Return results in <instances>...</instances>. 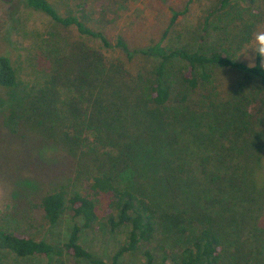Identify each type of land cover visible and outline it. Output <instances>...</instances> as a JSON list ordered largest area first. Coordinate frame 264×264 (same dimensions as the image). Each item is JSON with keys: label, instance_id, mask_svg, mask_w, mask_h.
Wrapping results in <instances>:
<instances>
[{"label": "trees", "instance_id": "trees-1", "mask_svg": "<svg viewBox=\"0 0 264 264\" xmlns=\"http://www.w3.org/2000/svg\"><path fill=\"white\" fill-rule=\"evenodd\" d=\"M22 1L26 8L50 18L55 26L72 30L78 53L66 54L58 45L61 37L48 34L45 55L37 65L40 68L36 70L37 63L28 62L37 76L26 85L10 58L0 56V88L4 90L0 96V131L2 128L6 136L20 138L25 128L34 132L46 121L50 129L61 130L60 141L69 143L68 150L63 151L74 167L70 177L46 188L36 201L35 183L26 182V188L33 190L26 194L25 213H19L15 206V219H0V250L19 259L45 258L48 264L60 258L75 264H125L121 261L125 254L165 239L169 251L164 245L156 246L162 261L222 264L229 249L230 224H246L260 211L264 197L254 184L243 189L242 196L238 193L245 185L242 179L262 164L257 153L262 146L255 130L259 108L255 111V107L264 105V68L259 59L254 68L233 60L261 16L255 6L257 0H218L204 17L198 46L163 45L168 30L187 12L192 2L188 0L182 11L170 10L168 27L158 42L133 51L121 36L112 44L77 13L61 15L47 0ZM210 32L218 44L203 43ZM115 52L125 54L127 62L142 56L155 64L148 75L121 84L125 69L124 64L111 63ZM171 63L184 65L179 79L182 89L176 90L169 80ZM214 69L237 73L242 79L227 92H217L212 85ZM199 88L206 90L201 103L208 105L205 110L211 115L207 117L216 119L237 141L251 145L248 149L243 144L230 147L248 162L240 165V159L237 161L240 167L235 168L236 176L227 185L229 197H221L220 207L213 214L193 199L196 193L190 182L200 179L199 168L196 174L185 173L179 162L168 159L169 150L163 145L158 148L160 159L140 156L152 152L147 143L159 137L157 130L186 125L197 117L187 113L184 103L186 92ZM130 105L139 109L137 117L128 112ZM126 133L133 139H126ZM81 148L77 157L72 149ZM160 160L166 166L164 175ZM194 175L198 177L194 179ZM101 194L109 200L103 223L109 235L121 237L122 243L111 254L99 256L81 244V236L99 222L96 197ZM64 215L80 224H73L64 241H56L51 232ZM262 235L264 238V231ZM254 254L257 260L252 264H264L262 252ZM145 256L149 264L152 255L146 251Z\"/></svg>", "mask_w": 264, "mask_h": 264}, {"label": "rangeland", "instance_id": "rangeland-1", "mask_svg": "<svg viewBox=\"0 0 264 264\" xmlns=\"http://www.w3.org/2000/svg\"><path fill=\"white\" fill-rule=\"evenodd\" d=\"M47 1L61 15L77 13L88 26L102 31L112 44L117 36H121L130 51L158 42L168 27L171 17L170 10L182 11L188 2V0ZM217 1L192 0L187 12L181 15L175 25L168 30L162 44L189 49L198 46L201 41L199 38L204 17L208 11L215 7ZM255 6L261 16L255 24L253 33L264 29V0H257ZM50 33L61 37L58 40V45L65 48L66 54L78 53L76 36L72 30L55 26L46 15L26 8L22 0H13L11 4L0 1V56L6 55L10 58L12 65L23 80V84L26 85V81L37 76L33 71L35 67H32L28 62L37 63L36 70L40 68L37 65L39 61L42 62L43 55H45V44H47ZM208 36L210 38L203 42L205 45L211 46L218 42L217 37L211 32ZM125 58V54L115 52L110 60L113 64H124L125 72L121 84H128L136 77L138 79L139 76L148 75L155 64L154 61L142 56H135L130 62H127ZM241 61L247 64L246 61ZM183 70L184 65L181 63H171L168 66L169 80L173 82L176 90L182 89L179 79ZM212 74V85L216 87L217 92H227L230 86L232 87L242 79L237 73L226 70L214 69ZM3 93L4 90L0 88V96ZM134 94L136 95V93ZM186 94L188 97L184 105L188 107L187 113L197 117L194 120H188L186 125H172V128L166 127L164 130H157L159 137L154 138L151 143H147L152 152L149 151V154L140 156L152 157L153 160L160 159L158 148L163 145L169 150V152L166 151L170 155L168 159L179 162L185 173L193 171L196 174L199 168L200 179L194 175V179L198 177V180L196 183L190 182V186L194 187L196 193L193 199L197 198L202 208L213 214L220 207L218 201L221 197H229L227 185L230 178L236 176L235 168L248 162L231 152L230 147L237 148L236 146L239 147L243 144L242 147L248 149L251 145L247 142L237 141L231 132L216 119L207 117V115H211L205 110L208 105L205 103L203 106L201 103L203 96L206 95V90L199 88L193 92H186ZM261 105L258 104L255 107V111L259 108L255 115L257 120L255 130L260 138L259 145L262 146L257 152L262 157V164L257 169L252 167L250 174L242 179L245 185L238 191L240 196H242L241 193H245L243 189L253 184L258 191L264 192V105ZM138 111L139 109L133 105L128 108V112L134 113V117L138 116ZM41 126V128L33 129L36 131L30 133L26 132L25 128L20 138L6 136L5 131L1 128L0 219L11 216L15 219V206L17 207L15 209L21 210L19 213H25L26 194L33 190L26 188V182L35 183L37 189L33 199L36 201L46 188L72 175L74 162L63 151V148L68 150L69 143L67 142V145L60 141L61 130L50 129V123L46 121ZM126 139L132 140L133 135L130 136L126 133ZM82 143L86 144L87 142ZM178 149L181 152H178ZM72 150L78 157L82 148ZM177 158H182L184 162ZM239 159L240 165L237 164ZM159 163L158 165L163 168L161 175H164L166 172L165 163L162 160ZM170 166L172 167V165ZM157 174L160 175L159 172ZM214 178L218 179L213 181ZM108 202V196L101 194L96 197L99 222L91 230L83 232L81 236V244L93 255L111 254L122 243L121 237L109 235L103 223ZM260 202L262 208L260 206L259 212L252 213L251 220H248L246 224L241 221L230 224L229 235H227L229 240L226 243L229 245V249L226 251V257L222 264H252L257 260L254 259L255 252L260 251L264 255L262 235L264 231V197ZM75 223L80 224V221H73L68 215H64L51 232L53 239L64 241ZM157 245L166 246L167 251L170 249L167 240L157 239L152 244L141 247L134 254H125L121 261L125 264H148L145 256V252L148 251L152 255L149 264H170L169 260H161V252L156 249ZM0 264L48 263L45 258L19 259L7 251L0 250ZM50 264H75V262L60 258L57 261L53 259Z\"/></svg>", "mask_w": 264, "mask_h": 264}, {"label": "clouds", "instance_id": "clouds-1", "mask_svg": "<svg viewBox=\"0 0 264 264\" xmlns=\"http://www.w3.org/2000/svg\"><path fill=\"white\" fill-rule=\"evenodd\" d=\"M257 59L260 61V67L264 68V29L255 31L249 41L239 48L233 60L246 61L248 68H254Z\"/></svg>", "mask_w": 264, "mask_h": 264}, {"label": "flooded vegetation", "instance_id": "flooded-vegetation-1", "mask_svg": "<svg viewBox=\"0 0 264 264\" xmlns=\"http://www.w3.org/2000/svg\"><path fill=\"white\" fill-rule=\"evenodd\" d=\"M0 1L5 4H11L13 0H0Z\"/></svg>", "mask_w": 264, "mask_h": 264}]
</instances>
